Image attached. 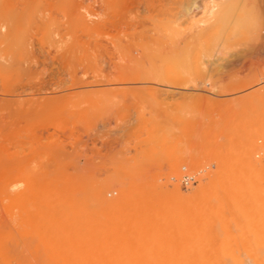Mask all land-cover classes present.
<instances>
[{"label": "bare ground", "instance_id": "1", "mask_svg": "<svg viewBox=\"0 0 264 264\" xmlns=\"http://www.w3.org/2000/svg\"><path fill=\"white\" fill-rule=\"evenodd\" d=\"M253 1L0 0V264H264Z\"/></svg>", "mask_w": 264, "mask_h": 264}, {"label": "rangeland", "instance_id": "2", "mask_svg": "<svg viewBox=\"0 0 264 264\" xmlns=\"http://www.w3.org/2000/svg\"><path fill=\"white\" fill-rule=\"evenodd\" d=\"M249 1H250V2H249ZM252 1H253V0H248L247 3H251ZM252 3H254V5H256V4L258 5V3H257L256 1H255V2L253 1ZM257 5H256V6H257ZM249 6H251V5L249 4ZM257 8L259 9L258 6H257ZM243 55H244L245 57H247V58L249 57L248 59H254V60H255V59H260V58L264 59V57H260V56H264V53H262V55H261V54H257V55L255 54V55H253L254 57H251V55L248 56V53H244ZM246 55H247V56H246ZM231 67H232V66H230V67L225 66V67L221 70V71L224 73V75H225V77L223 78V80L226 79V81H225L226 84H225V82H223V81L221 82V83L224 85L223 87H225V88H232L233 86H237V85H239V84H240V85H242V84L245 85L246 83H248V81H251V80H252V79H248L249 77L252 78L250 74L247 75V73H249L248 70H243V71H247V73H242V72L240 73V72H238V74H237V76H236L237 79H234V81H233V79L231 78V74H230L231 72L229 71V68H231ZM230 70L232 71V68H231ZM228 72H229V73H228ZM241 75H242V76H241ZM240 76H241V77H240ZM232 77H234V76H232ZM230 78H231V79H230ZM229 80H230V81H233V82H230ZM236 80H239V82L236 81ZM240 80H241V81H240ZM229 82H230V84L227 85V83H229ZM236 82H237V83H236ZM252 82H253V81H252ZM252 82H251V83H252ZM262 82H264V81H262ZM259 83H260V82H259ZM259 83H258V84H259ZM248 84H249V83H248ZM254 84H255V82H253V85H254ZM258 84H257L254 88H256L257 86L259 87L260 85H264V83H261L260 85H258ZM243 85H242V86H243ZM254 88H253V89H254ZM253 89H251V88L248 89V87H246V88H244L242 91L244 92L245 90H246V91H247V90H248V91L250 90L249 92H251V90H253ZM240 91H241V90H240ZM240 91H239V92H240ZM248 91H247V92H248ZM239 92H238V94H239ZM241 93H242V92H241ZM244 93H246V92H244ZM238 94L236 93V96H237V97H238ZM211 97L213 98V96H210V99H211V100H208L207 102H204V103L201 102V101H199V100H197V97H196V98H193L194 100H193V103H192L191 106H194L195 108L198 106V108H200V109H197V108H196V110H198V112L202 110L204 113H207V114H208V113L210 114L209 111L211 110V107H212L211 112H212V114H214V115H213V116H214V119H218V117H217V113H218L219 108L227 107V106H226L227 104H228V107H230L229 104H230V101H231V103H232V99H229V100H228V97L230 98V96H227L226 98H224V97H217V96H216V98H214V99H212ZM214 97H215V96H214ZM233 97H234V96H233ZM217 98H218V99H217ZM231 98H232V96H231ZM234 98H235V97H234ZM234 98H233V100H235ZM249 98H250V100H249ZM221 99H222V100H221ZM242 99H243V101H242ZM242 99H241L240 101H238V102H239V104H238V105H239V108H238V109H243V108L246 109V110L249 109V108L252 109V107H254L255 105H257V103H258V100H257V99H256L257 103L254 101L255 98H254L253 101H252L253 98H251V97H243ZM129 100H130V99H129ZM246 100H247V101H246ZM248 100H249V102H248ZM178 101H179V100H178ZM195 101H198V102H195ZM130 102H132V101H130ZM176 102H177V101H176ZM194 102H195V103H194ZM220 102H221V103H220ZM224 102H226V103H224ZM238 102L236 101V103H238ZM198 103H199V104H198ZM216 103H217V104H216ZM236 103H235V101H234L233 104H230V105H232V106H234V104L237 105ZM130 104H131V103H130ZM130 104H128V107H130ZM175 104L177 105V103H175ZM222 104H225V105L222 106ZM173 105H174V104H173ZM196 105H197V106H196ZM216 105H217V106H216ZM238 105H237V106H238ZM248 105H249V106H252V107H249ZM131 106H132V104H131ZM168 106H169V105H168ZM170 106H171V105H170ZM170 106H169V107H170ZM201 106H202V107H201ZM237 106H236V107H237ZM242 106H243V107H242ZM171 107H172V106H171ZM171 107L169 108V111H170ZM173 107H174V106H173ZM173 107H172V108H173ZM194 107H192V108H194ZM213 107H214V110H216V111L213 110ZM228 107H227V108H228ZM234 107H235V106H234ZM167 108H168V107H167ZM167 108H166V109H167ZM175 108H176V106H175ZM195 108H194V109H195ZM202 108H203V109H202ZM208 108H209V109H208ZM206 109H207V110H206ZM217 109H218V110H217ZM250 109H249V110H250ZM167 110H168V109H167ZM174 110H175V109H174ZM191 110H192V109H191ZM208 110H209V111H208ZM249 110H247V111H248V112H251V110H250V111H249ZM169 111H168V112H169ZM171 112H173L172 109H171ZM190 112H191V111H190ZM192 112H193V110H192ZM198 112H197L196 114H198ZM237 112H238V110H237ZM226 113H228V111H226ZM196 114H195V115H196ZM247 114H248V113H247ZM257 114H258V113H257ZM196 116H197V115H196ZM206 116H209V115H206ZM206 116H205V117H206ZM205 117H204V120L207 121V117H206V119H205ZM223 118H224V117H223ZM243 118H244V120H247V119H248V118H247V115H246V116L244 115V116H242V117H240V118H238V119L241 121ZM239 120H238V121H239ZM252 120L255 121V116H253V119H252ZM135 125H136V126H135ZM138 126H139V125L134 124V125H133V130L137 129ZM134 128H135V129H134ZM230 130H231V129H230ZM104 137H105V136H104ZM104 137H103V138H104ZM110 137H115V135H111ZM110 137H109V138H110ZM99 139H100V138H99ZM130 140H131V141H129V144H131V145L133 146V144H135V140H132V139H130ZM130 142H131V143H130ZM132 142H134V143L132 144ZM126 144L129 146V144H128V140L126 141ZM98 146H99V145H98ZM103 152H104V151H103ZM101 153H102V152H101ZM184 187H185V186L183 185V188H184ZM183 190L185 191L186 189L184 188Z\"/></svg>", "mask_w": 264, "mask_h": 264}]
</instances>
